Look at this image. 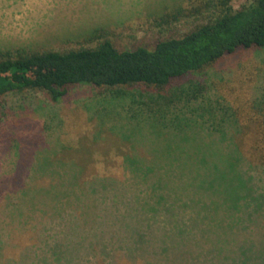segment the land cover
<instances>
[{
  "label": "trees",
  "instance_id": "16d2710c",
  "mask_svg": "<svg viewBox=\"0 0 264 264\" xmlns=\"http://www.w3.org/2000/svg\"><path fill=\"white\" fill-rule=\"evenodd\" d=\"M229 2L218 0L216 17L153 46L120 49L105 39L0 58V97L39 90L60 102L72 87L90 85L111 95L107 103L130 105L124 126L103 128L116 136L120 161L96 158V141L86 137L40 158L36 174L50 178L49 189L36 184L24 196L45 204L44 192L54 194L61 214L72 206L80 234L48 241L41 263L66 264L76 247L98 246L107 256L79 262L264 264V91L231 100L204 79L225 57L264 48V0L238 9ZM100 163L122 172H102Z\"/></svg>",
  "mask_w": 264,
  "mask_h": 264
},
{
  "label": "rangeland",
  "instance_id": "374dc122",
  "mask_svg": "<svg viewBox=\"0 0 264 264\" xmlns=\"http://www.w3.org/2000/svg\"><path fill=\"white\" fill-rule=\"evenodd\" d=\"M253 1L230 0L229 4L238 9ZM220 9L218 0H0V58L95 47L105 39L120 49L153 46L158 39L183 34L213 19ZM204 79L212 94L254 100L264 91V48L225 57L206 70ZM104 90L74 86L60 102L39 90L0 97V264H45L39 260L50 253L48 241L79 240L71 223L76 214L72 206L66 205L61 214L56 208L62 202L54 194L44 192L45 204L31 194L36 184L49 189L50 178L38 173L37 179L36 173L40 158L59 143L77 145L86 137L96 141V158L103 159L107 153L121 160L116 136L108 129L125 125L130 105L117 100L107 103L109 94ZM104 166L100 163L99 170L122 172L118 166ZM24 191L31 194L24 196ZM96 248L76 247L75 261L66 264L80 263L79 257L93 253L100 255H94L98 261L107 256ZM122 252H115V261Z\"/></svg>",
  "mask_w": 264,
  "mask_h": 264
}]
</instances>
